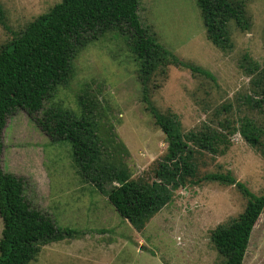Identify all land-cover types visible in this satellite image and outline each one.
<instances>
[{"label": "rangeland", "instance_id": "374dc122", "mask_svg": "<svg viewBox=\"0 0 264 264\" xmlns=\"http://www.w3.org/2000/svg\"><path fill=\"white\" fill-rule=\"evenodd\" d=\"M60 1L0 0V45ZM244 8L246 28L230 21L231 48L222 50L207 39L196 0H139L142 24L183 64L168 65L163 74L155 71L145 85L148 97L160 112L175 113L184 131L204 123L220 128L218 122L226 119L237 127L243 116L264 127V103L251 108L245 100L246 95L260 97L252 80L264 67V0H246ZM127 37L112 31L90 42L73 59L69 83L58 87L44 106L78 114L86 109L78 106V97L88 98L95 120L111 124L115 140L127 151L122 163L136 177L151 174L166 143L141 100L142 84ZM184 65L198 66L213 77L192 73ZM226 104L230 107L223 109ZM0 143L1 164L23 178L30 204L57 227L73 230L71 236L43 245L30 264H222L210 232L245 207L233 185L188 184L137 230L117 213L105 192L80 175L70 143L52 141L25 112L16 110L7 117ZM197 159L199 174L229 170L253 194L262 193L264 135L252 146L235 132L224 152ZM242 264H264V209Z\"/></svg>", "mask_w": 264, "mask_h": 264}, {"label": "trees", "instance_id": "16d2710c", "mask_svg": "<svg viewBox=\"0 0 264 264\" xmlns=\"http://www.w3.org/2000/svg\"><path fill=\"white\" fill-rule=\"evenodd\" d=\"M245 1L196 0L207 39L212 44L222 50L231 48L228 23L233 21L240 29L246 28ZM138 8L139 0H61L2 43L0 137L7 117L21 110L52 141H68L80 175L105 192L117 213L137 230L144 228L179 188L202 182L235 186L246 200L245 207L237 216L213 228L210 240L222 264H242L253 226L264 209V188L260 195L253 194L229 170L199 174L197 157L224 152L229 136L235 132L256 146L264 135V127L243 116L237 127L226 119L218 122L220 128L204 123L197 129L184 131L175 113L160 112L149 99L145 85L155 71L163 74L168 65L183 64L156 42L142 24ZM0 24H4L1 4ZM112 31L127 34L142 84L141 100L164 134L166 148L151 174L131 177L121 160L122 154H127L126 149L115 140L110 123L95 120L93 110L87 107L88 98L78 97V106L86 108L78 114L44 106L58 87L69 83L76 55L90 42ZM184 66L192 73L213 77L198 66ZM252 82L258 89L253 92L260 97L246 95L245 100L251 108H261L264 67ZM222 107L228 109L230 105ZM1 151L0 143V154ZM24 190L23 178L4 169L0 160V264H30L43 245L73 233L57 227L50 216L32 206Z\"/></svg>", "mask_w": 264, "mask_h": 264}]
</instances>
